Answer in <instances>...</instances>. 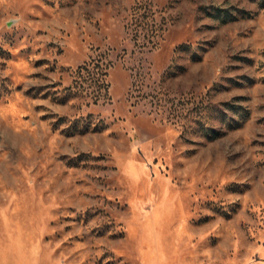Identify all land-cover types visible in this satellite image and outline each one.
Segmentation results:
<instances>
[{"label":"rangeland","instance_id":"1","mask_svg":"<svg viewBox=\"0 0 264 264\" xmlns=\"http://www.w3.org/2000/svg\"><path fill=\"white\" fill-rule=\"evenodd\" d=\"M0 264H264V0H0Z\"/></svg>","mask_w":264,"mask_h":264}]
</instances>
